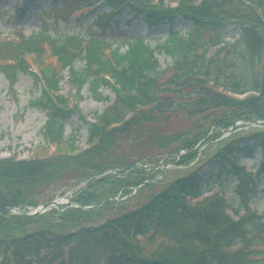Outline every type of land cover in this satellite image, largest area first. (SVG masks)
Wrapping results in <instances>:
<instances>
[{"label":"trees","instance_id":"1","mask_svg":"<svg viewBox=\"0 0 264 264\" xmlns=\"http://www.w3.org/2000/svg\"><path fill=\"white\" fill-rule=\"evenodd\" d=\"M64 2L74 10L103 3L110 14L98 18L102 28L109 26L112 15L127 10L132 19L142 17L150 25L172 26L183 17L189 29L185 34L170 30L162 43L155 40L156 47L141 37L126 38L121 42L124 52L98 37H53L48 31L0 40V75L11 86L22 75L31 76L40 92L32 107L48 114L46 143L71 152L0 160V264H264V216L249 207L258 181L239 166L243 144L252 143L264 157V129L240 138L232 134L230 143L222 139L209 163L214 165L209 178L189 172L155 183L160 160L141 154L149 147L164 154L163 163L175 160L189 166L203 155L206 141L220 140L237 122H264V0ZM228 29L239 35L231 45L223 36ZM212 48L217 49L214 56ZM158 54L171 60L168 68L160 65ZM50 59L56 64H49ZM66 73L75 94L71 98L62 93ZM104 88L115 99L92 122L82 118L88 149L78 153L79 134L67 137L65 123L77 113L84 89L98 103L110 102ZM179 113L194 120L188 134L153 130ZM128 140L130 155L120 151ZM147 162L150 172L138 165ZM113 170L117 172L108 174ZM260 170L257 178L264 175V163ZM224 176L236 177L235 193L243 208L234 210L220 194L201 199L205 190L212 192L211 179L220 182ZM147 180L151 183L145 185ZM70 181L86 183L73 199L80 209L60 207L37 216L10 211L47 206L53 199L47 200L44 190ZM158 185L163 187L150 190L136 208L106 217L115 205L125 204L117 200L119 193L125 198L143 186L125 202L136 200L142 190ZM229 211L239 218L234 220ZM139 235L145 242L136 240ZM156 243L149 257L144 256V246Z\"/></svg>","mask_w":264,"mask_h":264},{"label":"rangeland","instance_id":"2","mask_svg":"<svg viewBox=\"0 0 264 264\" xmlns=\"http://www.w3.org/2000/svg\"><path fill=\"white\" fill-rule=\"evenodd\" d=\"M73 7V5L64 2V0H37L33 4L28 2V0H0V39L7 40L19 33L28 36L30 34L41 33V31H48L49 35L53 37L63 35L81 36L84 39L98 37L105 42L108 41L115 45V48H118V46L122 47L124 52L127 48L121 42L126 38L137 39L141 37L148 44L152 45V47H156L155 40L159 39L162 43V41L168 38L170 30L173 29L185 34L189 29V25L183 17L173 20L172 26L168 22L161 23L160 25H150L142 17L132 19V15L127 10L122 11L123 13L121 15L113 16L110 19L109 26L102 28L97 23V19L110 12L108 7H104L103 4L88 8L84 7V9L77 11L72 16ZM62 11H65V14ZM66 13L71 16L66 17ZM223 36L225 43L230 45L236 43L239 38L237 32L232 29H228ZM216 50V48H212L210 55L214 56ZM224 54L226 55V53ZM228 56L230 58H239L235 55ZM158 59L163 69L168 68L171 64V60L164 54H158ZM49 64L53 65L56 62L50 59ZM77 66L80 68L81 64ZM65 77L66 81L62 84V93L64 96L68 95L71 98L75 94L68 86L67 73ZM102 94L108 97L110 102L98 103L95 101L91 92L88 89H84L82 94L83 102L78 105L77 113L68 118L65 123L67 137H70L74 132L79 134L76 143L78 153L88 148V134L82 118H86L87 120L93 119L96 113L103 111L115 99V95L111 89H102ZM39 96V89L35 87L31 76H21L18 83L12 87L6 78L0 75V160L9 159L14 156L25 160L35 157L45 158L50 155L71 153L66 147H49L46 143L45 137L43 136V129L48 119V114L39 108L32 107L31 104ZM193 123L194 120L186 119L183 113H179L171 117L170 121L155 126L153 130L164 135H176L179 132L188 134L190 130H193ZM251 126L248 122L242 121L238 123L237 132L232 134H237L235 138L249 136L256 131V128ZM232 134L229 137V132L224 133L222 138L229 140V142L224 143H230L232 141ZM221 140L211 138L209 141H206L209 144L202 147L203 149L201 148V151H204L203 155L190 163L189 166L180 164L183 166V170H177L176 167L179 163H173L175 160L169 161L167 164L163 163L164 154L153 148L148 147L142 150L141 154L150 158L152 161L160 160L159 164H161V168H165V180L168 178H179L185 174H189V172H198L205 175L206 178H209L211 176V170L214 167V165H209V163L218 153V149L224 144L223 140ZM130 142L128 140L123 143V148L120 151H125L130 155ZM132 142L134 143L133 140ZM242 148L244 150L240 155V166L256 174L264 163L262 150L260 148L257 150L254 149L252 143H249L247 147L243 144ZM183 154H186V152L183 151L181 155ZM181 155L178 156V160ZM159 171L161 174L162 169ZM158 178H160V175H156L155 179L157 180ZM257 181V193L255 195L250 194L251 201L249 204L252 210L264 216V175L257 178ZM72 182H58L46 188L44 190L45 198L47 200L51 198L53 199L52 201L55 200L63 203L66 201L69 203L72 202L86 186L85 182H81L80 184ZM210 183L216 193L222 194L227 198L234 210L244 207L241 199L235 193L234 185L237 183L235 176H224L220 182H217V179L214 178L211 179ZM162 187V185H158L153 189L146 188L142 190L136 200L123 201L125 204L115 205L116 207L119 206V208L115 209V207L110 209L105 214L106 217L115 216L122 211L136 208L140 204L138 201L146 200V196L150 194V190L156 193ZM205 188L207 189V186ZM121 195L122 193H119L116 198L121 199ZM132 196H135V194L133 193ZM230 214L232 213L230 212ZM138 239L145 242L142 238ZM157 244H151L149 247L144 246L143 255L149 257L150 252L155 250Z\"/></svg>","mask_w":264,"mask_h":264},{"label":"water","instance_id":"3","mask_svg":"<svg viewBox=\"0 0 264 264\" xmlns=\"http://www.w3.org/2000/svg\"><path fill=\"white\" fill-rule=\"evenodd\" d=\"M258 126H263L264 127V123H258Z\"/></svg>","mask_w":264,"mask_h":264}]
</instances>
